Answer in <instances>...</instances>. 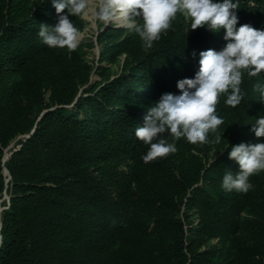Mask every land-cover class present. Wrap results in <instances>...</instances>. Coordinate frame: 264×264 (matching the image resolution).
I'll return each mask as SVG.
<instances>
[{
  "label": "trees",
  "instance_id": "obj_1",
  "mask_svg": "<svg viewBox=\"0 0 264 264\" xmlns=\"http://www.w3.org/2000/svg\"><path fill=\"white\" fill-rule=\"evenodd\" d=\"M233 2L237 27L264 30V0ZM69 19L85 29L84 17ZM57 22L51 0H0V264H264V172L247 194L222 188L239 171L231 147L264 143L251 131L264 116L253 90L264 72L244 74L239 106L221 97L224 124L208 144L180 139L175 154L146 164L135 129L195 78L200 52L225 47V31L191 30L178 14L146 50L133 31L103 28L106 64L93 82L82 46L42 42L40 24Z\"/></svg>",
  "mask_w": 264,
  "mask_h": 264
},
{
  "label": "clouds",
  "instance_id": "obj_2",
  "mask_svg": "<svg viewBox=\"0 0 264 264\" xmlns=\"http://www.w3.org/2000/svg\"><path fill=\"white\" fill-rule=\"evenodd\" d=\"M51 3L58 22L53 27L41 23L38 32L50 49L75 51L82 32L69 16L83 18L89 13L97 24H117L133 31L146 50L172 28L178 14L190 21L191 30L225 31L224 39L229 41L225 47L200 52L195 78L178 81L181 94H163L148 109L143 126L135 129L136 138L148 146L142 157L146 164L175 154L176 141L180 139L192 145L208 144L210 134L217 133L224 124L217 114L221 97H225L227 106H239L245 95L241 88L244 74L255 77L264 72V30L250 24L237 27L234 10L239 5L233 0H51ZM253 90L259 92L260 101L264 102V85L257 83ZM251 131L257 138L264 137V116L256 119ZM222 137L215 135L214 142L220 143ZM229 159L238 164L239 171L225 173L223 190L247 194L253 188L250 178L264 172V143L234 145Z\"/></svg>",
  "mask_w": 264,
  "mask_h": 264
},
{
  "label": "rangeland",
  "instance_id": "obj_3",
  "mask_svg": "<svg viewBox=\"0 0 264 264\" xmlns=\"http://www.w3.org/2000/svg\"><path fill=\"white\" fill-rule=\"evenodd\" d=\"M86 21V27L82 32V39L79 44V46H82L83 51L85 52V58L86 60L92 65L94 68V71L92 72V81H97L101 79V76L96 71L97 68L101 67L102 64H106L104 61H102V50L104 47L103 43H99L97 41V35L98 32L103 28H112L114 26H118L117 24H109V25H103V24H97L91 14L84 17ZM113 70H116V67H114ZM10 151L7 150L6 152V158L9 157ZM8 197L7 194H5V197L1 200V203ZM1 208H3L1 206ZM196 218V215L193 216V219Z\"/></svg>",
  "mask_w": 264,
  "mask_h": 264
},
{
  "label": "water",
  "instance_id": "obj_4",
  "mask_svg": "<svg viewBox=\"0 0 264 264\" xmlns=\"http://www.w3.org/2000/svg\"><path fill=\"white\" fill-rule=\"evenodd\" d=\"M29 136V135H28ZM27 136V137H28ZM13 146V145H12ZM14 153V151H11L10 153H9V157L8 158H6V154H5V156H4V162H6L7 160H9V158L11 157V155ZM4 173L6 174V175H9V171H8V169H7V167H5L4 168ZM9 178H10V176H9ZM9 180V179H8ZM0 217H1V215H0ZM1 224H2V222L0 221V228H1Z\"/></svg>",
  "mask_w": 264,
  "mask_h": 264
}]
</instances>
